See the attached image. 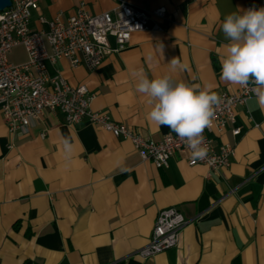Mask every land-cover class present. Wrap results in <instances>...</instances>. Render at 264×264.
<instances>
[{"label":"crops","instance_id":"1","mask_svg":"<svg viewBox=\"0 0 264 264\" xmlns=\"http://www.w3.org/2000/svg\"><path fill=\"white\" fill-rule=\"evenodd\" d=\"M132 6L165 9L160 32L134 33L124 50L111 53L94 71L66 61L48 65L70 85H84L95 98L93 111L107 114L152 141L172 132L148 119L147 97L136 91L143 69L153 78L210 85L234 92L221 79V60L230 43L222 22L230 13L264 7V0H125ZM84 4L90 14L114 7L113 0H38L30 27L46 30L38 16L59 21ZM22 55L13 61L14 54ZM183 69L173 70L172 58ZM27 60L15 47L8 61ZM233 126L220 138L234 146L227 169L210 172L172 158L163 169L141 161L130 141L94 124L71 127L57 112L25 131L9 133L0 114V264H264V105L256 95L234 111ZM72 152L66 159L63 138ZM175 207L186 225L175 248L147 260L143 247L157 213Z\"/></svg>","mask_w":264,"mask_h":264},{"label":"built area","instance_id":"2","mask_svg":"<svg viewBox=\"0 0 264 264\" xmlns=\"http://www.w3.org/2000/svg\"><path fill=\"white\" fill-rule=\"evenodd\" d=\"M108 11L90 14L84 4L65 22L59 15L47 21L37 17L46 30L30 27L38 0H10V6L0 11V114L9 133L25 131L42 121L47 112H57L67 126L82 121L96 125L114 138L130 141L141 161H150L156 169H163L170 159L185 162L189 167L206 166L209 171L227 169L235 155L234 146L222 142L215 148L214 139L220 138L229 126L231 134H241L235 125L234 111L244 107L256 95L254 82L247 86L237 84L234 92H220V103L215 107L212 123L203 135L210 146L208 160H193L185 141L170 132L155 142L133 131L127 125L113 121L107 114L90 108L95 96L84 85L72 86L59 73L50 75L48 65L66 61L71 68L96 70L111 53L125 49L134 33L160 32L165 9L138 8L125 0H113ZM21 46L27 56L25 63L13 65L8 55ZM186 221L175 207L157 213L147 243L133 257L147 260L154 255L175 248Z\"/></svg>","mask_w":264,"mask_h":264},{"label":"clouds","instance_id":"3","mask_svg":"<svg viewBox=\"0 0 264 264\" xmlns=\"http://www.w3.org/2000/svg\"><path fill=\"white\" fill-rule=\"evenodd\" d=\"M222 31L230 41L227 53L221 60V79L232 84L257 85L259 103L264 105V7L249 8L240 13L228 14L222 22ZM173 70L183 69L178 58L169 62ZM136 91L147 97L151 106L148 119L157 126H166L191 150L192 159L213 161L208 157L209 144L203 132L209 127L220 103V96L210 85L175 81L169 74L149 78L140 69ZM66 159L72 152L69 137L63 138Z\"/></svg>","mask_w":264,"mask_h":264},{"label":"water","instance_id":"4","mask_svg":"<svg viewBox=\"0 0 264 264\" xmlns=\"http://www.w3.org/2000/svg\"><path fill=\"white\" fill-rule=\"evenodd\" d=\"M10 6V0H0V11Z\"/></svg>","mask_w":264,"mask_h":264},{"label":"rangeland","instance_id":"5","mask_svg":"<svg viewBox=\"0 0 264 264\" xmlns=\"http://www.w3.org/2000/svg\"><path fill=\"white\" fill-rule=\"evenodd\" d=\"M21 59H22V55H19L18 53L14 54L13 61L19 62L21 61Z\"/></svg>","mask_w":264,"mask_h":264}]
</instances>
